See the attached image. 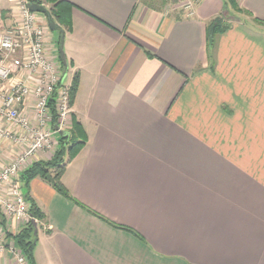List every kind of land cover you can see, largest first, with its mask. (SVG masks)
Returning <instances> with one entry per match:
<instances>
[{"label":"crops","instance_id":"1","mask_svg":"<svg viewBox=\"0 0 264 264\" xmlns=\"http://www.w3.org/2000/svg\"><path fill=\"white\" fill-rule=\"evenodd\" d=\"M65 1L85 139L59 180L86 208L31 179L43 217L27 264H264V0H199L191 16L169 0ZM12 8L0 0L1 26ZM214 19L229 27L208 44ZM16 150L0 139V168ZM0 264L19 262L4 249Z\"/></svg>","mask_w":264,"mask_h":264},{"label":"built area","instance_id":"2","mask_svg":"<svg viewBox=\"0 0 264 264\" xmlns=\"http://www.w3.org/2000/svg\"><path fill=\"white\" fill-rule=\"evenodd\" d=\"M31 0H13L8 24L0 33V139L17 150L0 168V215L28 222L20 173L39 159L43 152H54L58 137L68 133L71 118L69 84H64L58 60L47 55L49 28L44 16L29 10ZM184 15L191 16L199 0H169ZM32 107L30 114L26 106ZM7 223H0V250L13 253L19 264H27L13 240H7Z\"/></svg>","mask_w":264,"mask_h":264},{"label":"trees","instance_id":"3","mask_svg":"<svg viewBox=\"0 0 264 264\" xmlns=\"http://www.w3.org/2000/svg\"><path fill=\"white\" fill-rule=\"evenodd\" d=\"M33 2L43 3L47 6L53 19L61 25V27L68 29L70 27V13L69 7L71 4L66 2L65 0H31ZM231 8L238 11L240 8L236 0H224ZM257 21L263 23L264 21ZM229 27L228 23L222 22L220 19H214L209 22L206 26V40L208 44H212L214 37L226 30ZM61 68L64 72L65 66L61 62ZM78 86V76L74 74L69 86V94H70V105L74 99V95L76 93ZM85 135L83 129L80 124L72 118V129L68 131L66 135H60L58 137V144L52 156L49 160H37L32 163L29 167L24 169L20 175L19 180L21 183V187L24 188L25 192L23 193L25 200L28 204L29 213L35 220H41L43 214L34 203L33 199L29 195V183L31 179L35 177H40L47 181L57 192L61 195L72 199L75 203L80 206L86 208L83 204L79 203L75 200L65 186L60 182L59 178L66 163L78 152L84 143ZM55 170V171H54ZM54 171L52 174L51 172ZM52 175V177H50ZM93 212V211H92ZM96 214V212H94ZM1 222H3L1 220ZM124 228L128 229V227L124 226ZM6 236L12 238L15 245L23 252L28 262L32 260V248L34 242L36 240V232L35 227L32 224L31 220L27 222V224L20 229L15 234H8Z\"/></svg>","mask_w":264,"mask_h":264},{"label":"water","instance_id":"4","mask_svg":"<svg viewBox=\"0 0 264 264\" xmlns=\"http://www.w3.org/2000/svg\"><path fill=\"white\" fill-rule=\"evenodd\" d=\"M27 6H28L29 10H31L33 12L41 13L45 16L47 26L50 30L59 31L60 36H59V44H58V53H59L60 61L62 62V64L65 67H67L66 58L64 55V51H63L64 29L61 27V25H59L53 19L49 9L43 3L28 1ZM64 76H65V73L63 75V78H64ZM31 222L34 225L35 232H36L37 222H36L35 218H32Z\"/></svg>","mask_w":264,"mask_h":264},{"label":"rangeland","instance_id":"5","mask_svg":"<svg viewBox=\"0 0 264 264\" xmlns=\"http://www.w3.org/2000/svg\"><path fill=\"white\" fill-rule=\"evenodd\" d=\"M45 6L47 7V6H49V5H45ZM47 8H48V7H47ZM255 26L258 27L257 25H255ZM3 28H5V27L1 26V24H0V33H1V31H2ZM259 28H260V27H259ZM261 28L264 29V27H261ZM51 31H52V30H51ZM52 32L56 33L55 30H53ZM70 77H71V73H68V74L66 75V77L64 78V84H67V83L69 82ZM71 129H72V117L70 118V124L68 125V131H71ZM54 171H55V170H54ZM54 171H52L51 173L53 174ZM50 177H52V175H50ZM24 191H25L24 188H22V192H24Z\"/></svg>","mask_w":264,"mask_h":264}]
</instances>
